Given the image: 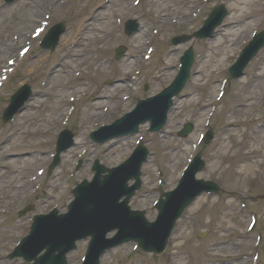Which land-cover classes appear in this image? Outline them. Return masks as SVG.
I'll return each instance as SVG.
<instances>
[{
    "label": "rangeland",
    "instance_id": "1",
    "mask_svg": "<svg viewBox=\"0 0 264 264\" xmlns=\"http://www.w3.org/2000/svg\"><path fill=\"white\" fill-rule=\"evenodd\" d=\"M78 1L80 0H72L61 15L51 17V25L63 22L66 27L56 49L49 53L34 46L29 58L23 61L0 90V115L8 103L10 94L23 81L27 80L34 92L26 109L20 113L22 120L16 119L11 125L0 122V130H5L0 137V211H8L6 215H0V264L12 263L6 255L15 239L27 226L26 218L16 220L17 216L13 218L12 215L23 208V196L33 191L34 185L36 189L39 184L36 193L39 199L36 205H33L34 211L28 213L29 216L44 214L53 207L61 209L65 206L61 204L66 203L69 198L66 190L70 189V185L79 182L84 176L87 178L91 175L88 165L80 168L82 174L68 177V167L78 151L76 144L62 160L61 169L46 175V178L35 184L26 181L41 166L43 153L46 155L52 149L53 134L60 128L59 122L55 126H48L50 117L46 115L52 110L53 95L59 94L66 101L65 105L60 107L57 120L55 119L58 121L67 106L69 95L87 94L76 104L74 116L69 123L72 125L71 129H75L73 131L77 139L83 141V135L94 128V125L107 123L112 120L110 118L121 116L131 109L137 98L152 96L164 88L173 77V68L179 56L187 47L192 46L195 53L192 73L195 76L182 92L185 96L178 100L176 108L170 113L166 132L160 136L150 135L146 138L144 143L150 151V156L141 170L142 187L130 202L135 209L147 210L148 217L152 218L154 211L150 212V207L154 195L150 187L157 179L155 172H162L165 180L164 190H169L176 183L178 171L191 153L190 146L197 134L204 130L203 124L209 105L214 100L220 80L227 75L226 69L233 54L241 48L243 42L248 41L253 30L264 31V0H261L263 6L260 11L243 9L249 15L239 23H236L232 16H238L239 11L234 5L242 0H224L228 15L214 36L207 41L193 40L178 47L171 46L170 39L174 35L196 31L215 5V0H141L137 6H133V0H108L109 4L106 5H103L102 0H95L93 4L86 1L82 7L77 5ZM59 2L60 0H18L12 5L2 6L0 0V70L5 67L6 58L12 59L20 45L28 40L27 35L36 27L37 21L44 20V16L53 15L48 5H58ZM35 5L40 8L37 16L33 18L35 22L23 28L25 20L21 21L23 15L20 13ZM12 7L23 8L19 13L3 18L2 12ZM183 7L186 13L184 23L178 20L177 24H169L170 19L177 20L178 14H182L180 10ZM241 7L242 3L239 4V8ZM88 15L93 18L89 19ZM124 18L138 21L140 32L128 38L120 33L121 27L108 34L116 23L115 20ZM81 24L88 25V28L82 31ZM151 29L159 31L153 42L159 46V50L157 55L145 64L144 72L147 78L137 82L140 76L135 77L134 72L142 63L141 56L145 50L143 39ZM3 44L10 48L9 52L1 50ZM119 44L127 47V56L120 62H114L111 58ZM218 44H222L219 50ZM76 51H79L77 55ZM39 58H43V61L37 63ZM81 59L87 66L76 65ZM37 65L42 67L37 69ZM31 67L32 71L28 72ZM75 72H80L81 75L74 78ZM43 73L49 74L48 79L58 75L60 80L53 84L48 81L47 86L39 88L37 81ZM132 76L136 81L132 82L133 88L130 89L128 86L131 82L127 80ZM106 80L121 82L109 86L104 84ZM143 85H147V91L143 90ZM117 86L118 90L115 91ZM227 89L220 108H216L210 120L209 129L214 137L200 150L205 166L197 177L216 182L233 198L227 199L225 195L199 197L194 206L181 217L162 256L152 258L149 255L133 254L130 250L131 244H127L107 255L105 263L110 258L113 259L112 264H218V259L223 260L224 254L248 251L251 240L247 236L252 237L255 232L252 235L244 234L248 212L239 209V195H248L249 198L264 195V48L245 69L243 77L230 81ZM123 95L130 97V101L122 103L120 98ZM98 96L99 101L92 103L93 97ZM89 108H93L94 112L87 118L85 113ZM103 108L109 110L104 112L102 119L94 122L92 117L97 118ZM95 110L99 112L96 113ZM184 122L192 124L191 133L184 138H177L176 133ZM34 127L45 132L41 139L45 143L42 145H37L34 138L17 144L9 142L10 136L21 137L25 128L31 130ZM143 130L144 127L141 131ZM135 137L113 147L107 157L103 158L104 155L101 154V162L109 167L122 162ZM80 145L82 144L78 146ZM87 157L88 155L84 159ZM19 182L21 187L15 188ZM63 192L66 194L63 202L54 205ZM51 196L53 201L44 205L43 201ZM245 202L248 210L258 213V228L264 231V201L255 204L250 200ZM197 235H202L201 239H198ZM262 247L264 248V239ZM78 257L79 253H72L68 259L71 264H77Z\"/></svg>",
    "mask_w": 264,
    "mask_h": 264
},
{
    "label": "water",
    "instance_id": "2",
    "mask_svg": "<svg viewBox=\"0 0 264 264\" xmlns=\"http://www.w3.org/2000/svg\"><path fill=\"white\" fill-rule=\"evenodd\" d=\"M259 47L260 45L254 46L248 53L246 60L253 56ZM187 71L188 68L185 73L178 77L177 85H174L169 90L168 95L163 98L162 105L155 108L153 114L151 112L145 114L137 111L138 115L133 117L129 125L130 128L125 130L123 134L133 132L136 126L146 119H150L151 122L154 121L156 116L160 117L156 120L158 121L156 130L159 129L163 124L164 114L169 108V99L176 95L183 85L187 78ZM140 107L141 104L138 107L139 110H141ZM140 162L141 160H135L131 165L130 171H124V168L121 169L122 171H108V178L105 176L104 178H111L112 181L105 182L99 188L96 185H100L103 182L99 176H96L91 184L79 186L74 192L75 200L65 216L57 217L54 213L49 217L41 218L33 227L31 235L24 242L27 248L24 254L25 260L30 262L35 259V256L42 249H46L47 256H53L55 252L58 253L55 264H60L63 255L72 248L74 241L87 235L91 236L93 243L96 244L90 250L88 264H91L104 250L128 240L137 241L143 251H155L156 246L164 244L172 226V221L201 190L191 188L189 178L186 177L179 189L163 204L162 210L160 208L161 218L158 223L160 226L154 228V226L147 225L140 217L129 214L124 208L133 193L132 189L129 192L124 191V184L132 177L137 178ZM188 174L192 175L193 171L188 172L186 176ZM186 185L188 189L183 193L185 197L180 200L181 193L186 188ZM91 189L96 190L92 192ZM109 189L112 190L111 193ZM123 196H125V199L122 205H117L118 200ZM113 229L118 230V235L109 244L104 243L102 241L104 234ZM44 264L54 263L48 262Z\"/></svg>",
    "mask_w": 264,
    "mask_h": 264
},
{
    "label": "bare ground",
    "instance_id": "3",
    "mask_svg": "<svg viewBox=\"0 0 264 264\" xmlns=\"http://www.w3.org/2000/svg\"><path fill=\"white\" fill-rule=\"evenodd\" d=\"M86 1H87L89 4H93V3L95 2V0H80V1L77 2V5H78V6L80 5V7H82V6L85 5ZM113 2H116V1L113 0ZM240 3L243 4V7H241V8H239V4H240ZM66 4H67L66 1L60 2V3L58 4V6L55 7V8H57V11H58L59 13H62L63 10H64L65 7H66ZM107 4H109V3H107ZM60 5H61V6H60ZM50 7H51L52 10H54L53 6H50ZM111 7H112V4H110L109 8L111 9ZM234 7L238 9L239 13H238V16H232V19H235L236 23H239V22H242L243 20H245V19L247 18V16L249 15V13L244 12L243 9H245V8H251V12H255V11H260V10H261V0H250V1L242 0V2H236L235 5H234ZM22 8H23V7H19V8H11V9L7 10L4 14H5V15H8V16H10V15L13 16L15 13H19V12H20V9H22ZM39 9H40V8H39L38 6L35 5V6H32V7L28 8L26 11H22V12H21V14L23 15V17L20 18V19H21V21H22V20H25L24 23H23V28L28 27L29 25L32 24V22H34V21H33V18H34L35 16H37V14L39 13ZM4 14H3V16H4ZM97 15H99V14H97ZM11 16H10V17H11ZM98 21L101 22V21H103V19H98ZM81 26H82V24H81ZM82 28H83L82 31H84L86 28H88V25H84V24H83ZM83 33H84V32H83ZM81 34H82V33H80V35H81ZM95 39H96V37L94 38V40H95ZM220 46H222V44H221V45L218 44V50H219ZM5 48H6V44H3L2 47H1V50H2V51H10L8 48H6V49H5ZM77 53H79V51H76V55H77ZM76 55H73V56H76ZM218 56H219V55H218ZM224 57H226V55H225ZM218 61L221 62L220 59H218ZM83 64H86V66H87V63H86L85 61H82V59L76 63V65H80V66H82ZM84 66H85V65H84ZM30 71H31V70H29V72H30ZM58 80H60V78L58 79V75H56V76L50 78L48 81H49L50 84H53V83L58 82ZM117 90H118V86L115 88V91H117ZM53 97H54V96H53ZM63 104H65V103H64V100H63V96H61V95H59V94H58L57 96H55V97H54V104H53V107H52V110H51V114H52L53 116H57L58 113H59L60 107L63 106ZM91 112H92V108L89 109V112L87 113V118L90 117V116L92 115ZM22 117H23V116H21L19 120H22ZM23 119H24V118H23ZM25 130L28 131V132L30 133V136H29L28 134H25L24 137H22V136H21V137H18V136H16V135H12V136H10L9 142H10L11 144H17V143H20V142H23V141H26V140H31L30 138H35V140L39 141V140H40L39 138L42 137L41 134L44 133V132H42V131L37 132L36 130H31V131H29L27 128H26ZM80 143H81V142H80ZM139 152H140V151H139ZM109 153H110V152H109ZM110 171H111V170H110ZM112 171H113V170H112ZM107 172H108V170L105 169V170H104V175H105ZM107 176H108V173L105 175V177H107ZM107 178H108V177H107ZM107 178H104V176H103V177L101 178V180H102L103 182H102L100 185H96V187L99 188V187H100L101 185H103L105 182H110V181H112L111 178H109V179H107ZM106 179H107V180H106ZM114 186L116 187V185H114ZM16 187H17V188H20V187H21V184H19V185L16 186ZM113 189H114V188H113ZM94 190H96V189H91L92 192H93ZM111 191H112V190L109 189V192H110V193H111ZM173 191H174V190H173ZM173 191H171L170 193H172ZM140 233H142V231H140Z\"/></svg>",
    "mask_w": 264,
    "mask_h": 264
}]
</instances>
